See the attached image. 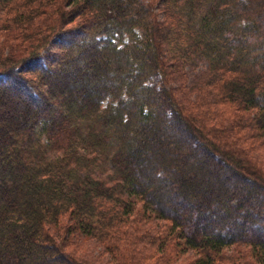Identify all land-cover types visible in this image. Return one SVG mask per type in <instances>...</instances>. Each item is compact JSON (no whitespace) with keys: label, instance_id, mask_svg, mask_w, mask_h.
<instances>
[{"label":"trees","instance_id":"trees-1","mask_svg":"<svg viewBox=\"0 0 264 264\" xmlns=\"http://www.w3.org/2000/svg\"><path fill=\"white\" fill-rule=\"evenodd\" d=\"M0 32V264H85L62 229L264 264V0H0Z\"/></svg>","mask_w":264,"mask_h":264},{"label":"rangeland","instance_id":"rangeland-1","mask_svg":"<svg viewBox=\"0 0 264 264\" xmlns=\"http://www.w3.org/2000/svg\"><path fill=\"white\" fill-rule=\"evenodd\" d=\"M5 34V33H4ZM2 32H0V37H2ZM57 40L53 41V44H56ZM55 47H51L54 49ZM192 77V76H191ZM251 143L256 144V149L249 154L253 155L254 160L264 169V145L262 146L261 141H250ZM245 142L241 140V145L243 146ZM248 144H245V147L248 148ZM104 169V167H103ZM106 173V170H104ZM104 173V174H105ZM245 189V187H243ZM220 201V200H219ZM54 234V238L57 242L63 245L66 252L76 257L78 260L85 264H122L123 260L113 259L110 254H108L105 250L106 248L102 243L96 241L93 238L88 236H84L79 233H71L70 231H65L64 229L59 230V235L56 234L53 230H51ZM164 231V230H163ZM197 254L194 251H190L185 255L178 258V260L174 264H192L193 260H195Z\"/></svg>","mask_w":264,"mask_h":264}]
</instances>
